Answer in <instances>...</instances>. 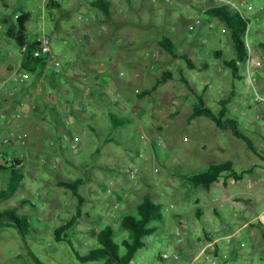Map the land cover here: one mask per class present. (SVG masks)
<instances>
[{
    "label": "rangeland",
    "instance_id": "obj_1",
    "mask_svg": "<svg viewBox=\"0 0 264 264\" xmlns=\"http://www.w3.org/2000/svg\"><path fill=\"white\" fill-rule=\"evenodd\" d=\"M93 1L68 0L48 10L43 0H0V164L12 156L25 173L14 196L0 203V212L16 208L31 227L23 234L0 228V264H37L30 253L42 264H105L82 263L77 253L85 256L100 246L97 235L108 226L121 245L129 237L122 227L124 216L135 215L146 196L162 205L164 222L130 264H168L165 253L193 262L206 242L203 229H211L224 216H231L233 224L249 221L257 234L252 236L249 227L237 234L227 264H264V104L254 100L256 91L264 95V52L258 45L264 40V0H233L246 2L239 7L251 20L248 59L253 85L244 63L238 77L224 65L235 52L227 26L208 16V10L219 5L215 1L110 0L111 20L97 13ZM81 9L94 18L93 28L86 27L88 18ZM22 12L32 14L27 24L31 39L42 33L65 37L54 40L52 48L74 73L64 76L62 88L43 87L52 105L43 114L34 109L35 88L22 92L13 81L2 85L12 76L8 68L15 71L23 59L15 41L6 37ZM164 38L172 41L176 56L161 46ZM182 55L198 69L189 68ZM168 70L173 79L151 91ZM183 76L216 113L222 100L230 101L229 115L238 119L258 153L210 119H191L196 98L181 81ZM81 84L90 88L87 99ZM111 112L134 122L112 130ZM111 139L114 142H107ZM227 161L239 173L251 172L241 180L224 177L210 188L196 187L183 177ZM9 173L0 171V192L8 186ZM76 180L83 183V202L61 186ZM119 187L126 196L108 193ZM232 202L242 208L233 210ZM222 206L225 215L217 214ZM78 209L82 217L66 241L58 242L56 228L71 221ZM185 247L194 252L184 257ZM120 253L125 254V247ZM197 260L194 264H225L221 257Z\"/></svg>",
    "mask_w": 264,
    "mask_h": 264
},
{
    "label": "trees",
    "instance_id": "obj_2",
    "mask_svg": "<svg viewBox=\"0 0 264 264\" xmlns=\"http://www.w3.org/2000/svg\"><path fill=\"white\" fill-rule=\"evenodd\" d=\"M94 8L102 12L108 20L112 17V2L110 0H95L92 2ZM47 9L59 8L61 5L50 1L47 3ZM208 16L217 18L220 22L224 23L230 30L232 46L235 52V57L231 60L224 61V65L228 67L232 74L236 77L240 73V64L244 63L250 56V46L247 45L249 36V27L251 20L246 18L239 11L233 10L230 6L216 5L215 7L208 10ZM31 21V13L22 12L16 18V25L8 28L6 31V37L15 41L17 47L21 50L22 47H27V52L22 55V68L32 74H41L45 70H48V63L46 58L34 57V50L36 48L35 39L30 41L28 37L27 24ZM161 46L166 49L167 52L176 56L175 46L169 38H164L160 42ZM259 48L264 52V40L259 42ZM21 53V51H20ZM218 57L221 56V52L215 53ZM182 58L187 62L188 67L192 70L198 69L196 64L189 59L186 55H182ZM203 68L206 65L202 66ZM51 75L56 77H69L65 75H55L53 72ZM174 77L171 71H166L162 74L161 78L156 82L155 86L151 89L154 91L158 85L172 80ZM181 81L194 93L196 103L193 106L191 119L205 117L213 121L216 126L221 130H230L234 137L243 141L246 146L255 153H258L254 142L245 134L243 129L240 127L237 118H233L229 115L230 110L228 105L229 100H222L220 102L221 109L216 113L211 107L207 106L206 100L203 94L197 93L191 87V82L185 77H181ZM151 91H146L150 93ZM121 111L122 109L119 108ZM52 110V109H51ZM123 113V112H122ZM126 115V114H125ZM112 130L122 127L126 124L134 122L129 116L119 117L115 113L111 112L110 115ZM68 134L72 133V130L68 131ZM256 133V132H255ZM72 136V135H71ZM107 142H114L113 139ZM21 161L14 159L12 162H6L0 164V171H9L10 180L6 189L0 192V203L12 198L21 183L25 179L24 170L21 168ZM246 172H237L234 168L233 162L227 161L220 164H211L206 171L198 174H186L183 175L184 179L190 181L196 187L210 188L216 182H219L222 178H234L235 180H241ZM83 183L79 180L71 182H62L61 186L67 190H70L73 195L83 202L81 195L79 194V188ZM24 204V203H23ZM199 212V213H198ZM202 210H197L198 218L202 216ZM82 217L81 210L78 209L76 216L66 224L61 225L55 230V238L58 242L66 241L69 230L75 226L77 220ZM164 222V213L162 205L155 203L149 196H146L143 202L137 207V213L135 215H126L122 220V227L128 231V239H124L119 245L115 241L114 231L111 226L106 227L97 235V240L100 246L93 248L85 256L77 253V259L82 263L104 261L105 264H130L136 253L146 246L145 239L157 233L159 230V224ZM182 225V224H181ZM11 227L17 229L23 234V229L31 228L29 219L27 216H20L17 213L16 208L7 209L0 212V228ZM264 237V233H263ZM125 247V254L121 255L120 248ZM35 259L37 264H42L38 258L30 253Z\"/></svg>",
    "mask_w": 264,
    "mask_h": 264
},
{
    "label": "crops",
    "instance_id": "obj_3",
    "mask_svg": "<svg viewBox=\"0 0 264 264\" xmlns=\"http://www.w3.org/2000/svg\"><path fill=\"white\" fill-rule=\"evenodd\" d=\"M43 1L45 2L46 0H43ZM29 13H31V12H29ZM97 13L99 14L100 11L98 10ZM19 15H17L16 18ZM31 19H32V14H31ZM92 21H94V18H90V19L88 18V22L86 24V27L87 28H90V27L93 28L92 27L93 26L92 24H94V22H92ZM39 35H41V34H37V35H35L31 39L29 37V33H28V37H29V40L30 41L36 39L37 36H39ZM57 39L64 40L65 37L63 35H59L58 34V35H56V36L53 37V41L54 40H57ZM117 46H120V43ZM22 61H23V59H22ZM22 61L17 65V69L15 71H14V68L13 67H9L8 68V71H9V73L12 74V76L9 77L8 80H6L2 85H6L9 81H13L15 87H20L19 90L22 91V92H24V91L29 92V90L31 88H35V90L37 92V95H36L37 96V100H35L36 105H35L34 109L35 110H39L43 114V113L47 112V110L52 106L50 104L49 100H48L49 98H47V93H44L43 92L44 91L43 87L45 88L46 85H52L54 87L58 86V88H62L63 87V83L65 82L64 81L65 78L64 77H59V76L58 77L53 76V75L50 74V71L49 70H45L41 74H32V73H29L27 71H24L23 68L20 66V64L22 63ZM90 64L94 65V63L91 62V61H90ZM68 66H69V64H68ZM103 66H104L103 64H99L97 67H103ZM69 68H70V66H69ZM17 72L19 73V76H20V78L22 80L21 83L15 82L13 80V76ZM23 72H27L28 73V76H24ZM72 86H73V88H74L75 91L78 90L74 85H72ZM78 87H80V88L82 87L81 89H82V91L84 90V92H85L84 96L87 99L88 98V96H87L88 94H86V93L88 91H90V88L86 89L83 86V84H81V86H78ZM8 92L9 93H12L13 90L11 88H9ZM41 99H43L42 101H44V104L41 103ZM69 113H70V115H73V111L70 110V109H69ZM223 209H224V211L226 210L225 207H223V206L222 207H218L217 214H219V211H220V213H222V214L225 215L224 212H221V211H223ZM246 213H247V211L245 212V214ZM245 214L242 213V215L239 217L240 219L238 218L240 222H242V220L244 219ZM247 215H248L247 217H249L250 213H247ZM219 218H218L217 221H220V222H218L216 225H214L211 229H209V227H206L207 230L206 229H203L206 242L205 241L204 242L202 241L203 247L201 248L200 254L196 258H200L202 256H206V258L216 259L217 260V259H219L221 257V258H223L225 260V264H227V262L229 260V254L231 253V245H232L233 239H235V237L237 236V234H239L242 231L241 229L244 226H247V227H245L243 230L249 229L251 227H249V221L243 222V223H241V224L238 225V223H236V222L234 224H233V222H231V223L229 222V220L231 219V216H224V218H221V219H219ZM224 219L228 221L227 222L228 225H226V223H225L226 221H224ZM231 221H232V219H231ZM222 223H224V224L222 225ZM251 229L252 230H251L250 233H251L252 236L255 237L257 235L256 232H255V228H251ZM209 243L210 244L213 243L214 246L212 248H210V249H207V253L204 254L203 251L205 249V246L207 244H209ZM184 249H185V256L184 257L189 256L190 253L194 252L193 251L194 249L192 247H189V248L188 247L187 248L185 247Z\"/></svg>",
    "mask_w": 264,
    "mask_h": 264
},
{
    "label": "built area",
    "instance_id": "obj_4",
    "mask_svg": "<svg viewBox=\"0 0 264 264\" xmlns=\"http://www.w3.org/2000/svg\"><path fill=\"white\" fill-rule=\"evenodd\" d=\"M46 1H47V3L50 1H53V2L62 6L63 4L67 3L68 0H46ZM213 1H215L217 4L222 5V6H230L233 10L239 11L241 14H243V13H242V10L240 9L239 5L240 6L246 5V2L237 4L236 2H233V0H213ZM80 13L82 16H87V18H88L89 12L87 9H81ZM91 40L93 41L94 38H91ZM35 42H36V48H35L34 53H33L34 57L46 58L47 63H48V69H50L55 75H65V74H68L70 76L74 75V73L71 72L68 64L66 62L64 63L62 61V59L55 54V52L52 48L53 37L51 35L43 33V34L37 36V38L35 39ZM119 43H121V41H118V44ZM247 45L249 46L248 43H247ZM20 51H21V54L24 55L27 52V47L26 46L22 47ZM244 64L246 65L247 72L250 75V76H248V80L253 85L252 76H251V74L253 73L252 72L253 68L250 65V60L247 59L244 62ZM20 66H22V63L20 64ZM13 80L15 82H18V83L22 82L18 72L16 74H14ZM47 98H49V96ZM254 100L258 104H264V95H262L258 91H256L255 95H254ZM0 128H1V126H0ZM14 159L15 158H13L12 156L8 157L6 160H4V163L12 162ZM54 165H56V163H54ZM108 193L109 194H116V195L121 196V197L126 196L124 190L120 187L116 188L114 190L109 189ZM241 208H242V206L238 202H232V209L233 210H239ZM245 227H247V226H244L241 230H243ZM213 246H214L213 243L207 244L205 246L203 253L204 254L207 253V249H210ZM242 246H244V244H242ZM197 259L198 258H195L193 260V262L189 263L182 256H180L178 254H175V255H170L167 253L163 254V260L165 262H167L168 264H187V263L194 264L198 261Z\"/></svg>",
    "mask_w": 264,
    "mask_h": 264
}]
</instances>
